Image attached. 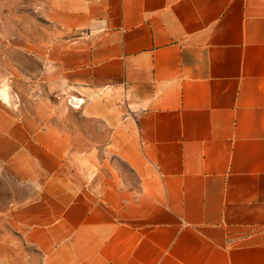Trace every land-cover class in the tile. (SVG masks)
I'll return each mask as SVG.
<instances>
[{
  "label": "crops",
  "instance_id": "crops-1",
  "mask_svg": "<svg viewBox=\"0 0 264 264\" xmlns=\"http://www.w3.org/2000/svg\"><path fill=\"white\" fill-rule=\"evenodd\" d=\"M37 3L11 87L0 53V264H264V0Z\"/></svg>",
  "mask_w": 264,
  "mask_h": 264
},
{
  "label": "rangeland",
  "instance_id": "rangeland-1",
  "mask_svg": "<svg viewBox=\"0 0 264 264\" xmlns=\"http://www.w3.org/2000/svg\"><path fill=\"white\" fill-rule=\"evenodd\" d=\"M37 4V0H0V53L10 63L7 65V76L4 79L6 86L11 87V81L14 79L11 69L14 67L12 64L15 58V39L20 40L23 37L24 42L29 41L33 32L36 34L38 30H42ZM122 167L127 173L126 167ZM14 189L15 187L0 175V237L15 232L9 220L13 209L2 207L9 205Z\"/></svg>",
  "mask_w": 264,
  "mask_h": 264
},
{
  "label": "built area",
  "instance_id": "built-area-1",
  "mask_svg": "<svg viewBox=\"0 0 264 264\" xmlns=\"http://www.w3.org/2000/svg\"><path fill=\"white\" fill-rule=\"evenodd\" d=\"M76 104H79V102H76Z\"/></svg>",
  "mask_w": 264,
  "mask_h": 264
}]
</instances>
